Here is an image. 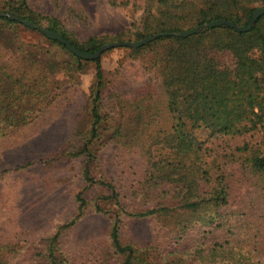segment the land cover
I'll list each match as a JSON object with an SVG mask.
<instances>
[{
	"label": "rangeland",
	"instance_id": "374dc122",
	"mask_svg": "<svg viewBox=\"0 0 264 264\" xmlns=\"http://www.w3.org/2000/svg\"><path fill=\"white\" fill-rule=\"evenodd\" d=\"M188 1L177 0L176 4ZM5 2L0 0V5ZM27 3L44 16L40 28L61 25L79 42L89 37L103 38L102 45L136 41L134 33L150 32L160 25L158 19L169 23L166 15L170 9L184 13V18L172 16L173 24L181 30L198 26L193 25L195 4L177 9L157 0ZM228 4V12L242 19L249 9L264 6L258 0H228ZM16 30L14 36L0 27V63L13 60L19 38L26 45H42L46 58L60 65L53 75L58 88L40 108L38 117L0 136V168L5 169L0 175V264H46V240L56 226L77 214L75 194L81 189L87 203L83 215L58 236L63 250L61 264H68L67 260L69 264H120L122 258L113 252L108 238L116 216L121 219L122 242L146 247V263L132 264H264V173L251 171L246 162L248 152L235 150L243 143L264 149V126L241 136H222L186 121L184 129L198 151L178 152L173 134L176 121L168 111L161 77L153 65L154 53L125 45L107 48L99 56L105 82L103 119L88 161L96 183L84 189L80 174L84 159L66 155V151L80 143L87 130L94 64L86 62L76 70L69 54L37 30ZM218 59L224 66L233 65L228 51L219 53ZM38 102L45 103V99L28 107L33 109ZM98 180L115 187L122 211L114 200L96 199L111 194ZM219 181L226 187V205L210 199ZM197 192L202 193L199 208H180L190 193ZM94 201L102 212L95 210ZM162 205L169 210L144 217L127 214ZM223 219L225 223L215 229L216 222ZM230 225L234 233L226 235ZM195 235L200 240L194 239ZM206 237H216L210 243L228 239L229 244L215 250L201 247Z\"/></svg>",
	"mask_w": 264,
	"mask_h": 264
},
{
	"label": "trees",
	"instance_id": "16d2710c",
	"mask_svg": "<svg viewBox=\"0 0 264 264\" xmlns=\"http://www.w3.org/2000/svg\"><path fill=\"white\" fill-rule=\"evenodd\" d=\"M159 4L174 6L182 9L187 5H194L193 13L196 16L193 25L223 18L233 21L241 27H246L252 18L254 8L248 10L244 19L236 13H229L228 0H189L177 5V0H157ZM264 5V0H258ZM182 5V8H179ZM227 11V13L225 12ZM178 15L184 18L183 12L173 9L167 11L170 18L166 23L160 18L157 25L150 32H135L136 40L150 36L153 33L178 32L179 27L173 24V17ZM187 15V14H186ZM40 12L31 9L27 0H6L0 5V27L11 31L14 36L18 27L29 28L24 21L34 24L46 41L56 44L64 50L76 63V70L82 64L92 62L94 64V81L88 96V120L87 130L81 142L73 145L66 155L83 157L81 177L84 186L96 183L90 173L88 161L93 157L91 144L99 137L100 124L103 119L101 113L102 91L105 85L104 75L100 57L94 59H82L71 52L66 45L58 40L51 39L42 33L38 27L43 19ZM32 29V28H31ZM58 32L62 37L73 43L84 52L93 53L105 43L103 38L89 37L85 42L75 40L72 34L62 27L56 25L50 28ZM118 36V35H116ZM114 38L111 37V41ZM18 44L14 47L16 53H12L13 60H3L0 63V136L15 128H21L38 117L41 107L48 103L53 92L58 88V81L53 78L54 70L60 62L46 58L44 47L37 43L26 45L24 41L17 39ZM149 49L154 53L153 65L158 69L161 82L167 98V108L176 121L173 129L174 139H177L178 152L188 153L198 151L194 148L190 133L185 131L184 124L190 122L195 126H203L214 134L222 136H241L254 132L264 126V13L259 15L252 27L248 30H237L228 25L207 27L198 33L187 36L160 35L138 47H130L134 51ZM228 51L233 59L232 67L224 66L218 59V54ZM11 55V54H10ZM14 55H18L17 58ZM17 63L19 67H13ZM69 70V69H68ZM73 76V74H72ZM39 99H45V103L38 102L33 109L28 104L35 103ZM2 122L4 124H2ZM175 145V147H177ZM238 152H248L246 162L251 171L264 173V149L249 146L235 147ZM65 154V153H63ZM5 165H11L5 163ZM18 168V166H16ZM5 169L0 168V175ZM204 173H206L204 171ZM99 183L108 186L110 195H100L96 199L114 200L115 205L122 211L115 187L105 181ZM218 182V188L211 192L210 199L216 200L219 205H226V187ZM202 193L189 194L181 204L180 208L194 211L201 204ZM95 199V200H96ZM75 200L77 214L65 222L56 226L55 233L47 238L44 247L46 264H61L63 250L60 246L58 236L62 229L70 227L83 215L86 206L83 190L76 192ZM166 205L150 208L134 213H127L132 217H144L164 213ZM97 212L102 209L94 201ZM120 217L116 216L108 230L113 252L122 258L120 264H132L133 262L146 263L144 257L145 246L137 247L132 243H123L120 236ZM225 223L216 222V228ZM233 225H230L227 234L234 233ZM198 238L196 235L194 239ZM200 246H207L215 250L216 247L223 248L229 244L228 239L224 243L214 241L216 237H206ZM195 242H198L197 240ZM194 262V261H192ZM67 263L69 264L68 260ZM151 264H176L156 262ZM191 264V263H190Z\"/></svg>",
	"mask_w": 264,
	"mask_h": 264
},
{
	"label": "water",
	"instance_id": "95a60500",
	"mask_svg": "<svg viewBox=\"0 0 264 264\" xmlns=\"http://www.w3.org/2000/svg\"><path fill=\"white\" fill-rule=\"evenodd\" d=\"M262 13H264V6L262 7H258L256 9L253 10V15L252 18L250 19L248 25L246 27H241L239 25H237L236 23H234L233 21H229L223 18H219V19H215V20H211L208 22H205L203 24H200L196 27H193L191 29H187V30H181L178 32H163V33H155L151 36L148 37H144L140 40H136V41H116V42H111V43H106L104 45H102L99 49H97L95 52L93 53H88V52H84L81 51L80 49H78L75 45H73V43H71L70 41H68L67 39H65L64 37H62L58 32H56L55 30L52 29H45V28H40L38 27V29L44 33L47 37L51 38V39H55L58 40L59 42L63 43L64 45H66V47L73 52L75 55L79 56L82 59H94L100 56V54L102 53V51H104L107 48H111V47H115V46H130V47H138L146 42H149L150 40L160 36V35H176V36H187L193 33H198L201 30L207 28V27H213V26H219V25H228L231 27L236 28L237 30H248L252 27V25L254 24V22L256 21V19L259 17V15H261ZM24 23L26 25H28L30 28H34V24L28 21H24Z\"/></svg>",
	"mask_w": 264,
	"mask_h": 264
}]
</instances>
